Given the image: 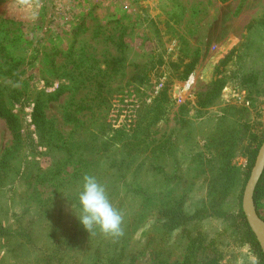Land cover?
<instances>
[{"label": "rangeland", "instance_id": "obj_1", "mask_svg": "<svg viewBox=\"0 0 264 264\" xmlns=\"http://www.w3.org/2000/svg\"><path fill=\"white\" fill-rule=\"evenodd\" d=\"M0 110V264H264V0H0ZM85 174L119 239L79 222Z\"/></svg>", "mask_w": 264, "mask_h": 264}, {"label": "clouds", "instance_id": "obj_2", "mask_svg": "<svg viewBox=\"0 0 264 264\" xmlns=\"http://www.w3.org/2000/svg\"><path fill=\"white\" fill-rule=\"evenodd\" d=\"M79 222L90 234L119 239L124 235V215L111 202L106 186L95 175L82 177L78 193Z\"/></svg>", "mask_w": 264, "mask_h": 264}, {"label": "water", "instance_id": "obj_3", "mask_svg": "<svg viewBox=\"0 0 264 264\" xmlns=\"http://www.w3.org/2000/svg\"><path fill=\"white\" fill-rule=\"evenodd\" d=\"M263 173H264V142L259 150L255 166L251 172L249 181L246 185L243 195V212L264 254V221L258 215L254 202L255 190Z\"/></svg>", "mask_w": 264, "mask_h": 264}, {"label": "trees", "instance_id": "obj_4", "mask_svg": "<svg viewBox=\"0 0 264 264\" xmlns=\"http://www.w3.org/2000/svg\"><path fill=\"white\" fill-rule=\"evenodd\" d=\"M221 1L222 2H227L228 0H221ZM194 65H195V63H193L190 66V71L193 70ZM2 112L3 111L0 110V115L3 116L4 118H6V121H7V124L9 126L10 130L14 134V137L18 140L19 137H20V133H19V128L17 126V123H16V120H15L14 116L11 115V114H8V113H6V114L4 113V115H3ZM33 120H34V124L37 125V126H40V125L45 123V114H44L42 105H40V104L36 105L35 112H34V115H33ZM257 154H258V151H256L254 153V159H253V163H252L251 169L254 166V162H255V159L257 157ZM251 169H250V171H251ZM250 171L248 173V176L250 175ZM258 189H259V185H258V187H257V189L255 191L254 202H255V207H256L257 213L261 217V214L259 212V207H258ZM242 221H243L244 225L246 226L247 231H248L252 241L255 242L258 245L257 238H256L255 234L252 232V230H251V228H250V226H249V224L247 222L246 216L244 214H242ZM262 258H263V261H264V256L263 255H262Z\"/></svg>", "mask_w": 264, "mask_h": 264}]
</instances>
